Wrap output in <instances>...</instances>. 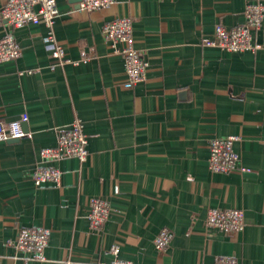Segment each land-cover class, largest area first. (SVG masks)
<instances>
[{"label":"crops","instance_id":"crops-1","mask_svg":"<svg viewBox=\"0 0 264 264\" xmlns=\"http://www.w3.org/2000/svg\"><path fill=\"white\" fill-rule=\"evenodd\" d=\"M54 33L68 62L51 58L46 26L13 30L22 49L0 63V119L21 120L30 138L0 141V264H264V23L256 50L227 52L204 45L217 25H242L248 4L264 0H113L85 13L79 0H56ZM0 0V11L4 4ZM133 21L147 79L127 84L125 59L104 35L115 18ZM4 28L0 24V38ZM80 119L89 156L47 162L41 151ZM236 136L246 172L213 174L210 143ZM56 166L62 185L37 186L33 172ZM94 198L113 214L91 229ZM242 209L246 228L210 230V209ZM51 230L44 262L25 261L8 245L20 228ZM168 228L169 248L155 240Z\"/></svg>","mask_w":264,"mask_h":264},{"label":"built area","instance_id":"built-area-1","mask_svg":"<svg viewBox=\"0 0 264 264\" xmlns=\"http://www.w3.org/2000/svg\"><path fill=\"white\" fill-rule=\"evenodd\" d=\"M0 11V24L4 34L0 38V63L17 61L22 56V49L14 36L13 30L30 24H42L48 29L47 42L51 58L60 64L68 62L64 48L59 44L54 33L56 20L60 11L56 0H4ZM113 0H79V10L85 13L99 12L109 9ZM246 20L242 25L226 28L217 25L212 38L205 39L204 45L217 47L227 52H244L259 48L254 43L253 32L259 30L264 23V4L261 2L248 4L245 10ZM104 35L117 54L125 59L127 84L134 86L147 79L148 62L135 47L133 21L131 18H115L104 25ZM28 121L24 115L21 120L6 124L0 119V141L30 138L31 133L24 131L23 124ZM240 139L236 136L215 138L210 143L209 169L213 174H231L246 172L240 154L235 150V143ZM89 156L88 136L84 125L76 119L71 128L62 130L58 136L57 145L41 151V157L47 162H57L67 158H76L81 163ZM33 181L37 186L53 183L62 185L63 172L56 166H40L33 172ZM113 214V209L107 200L94 198L88 211L91 229L97 232ZM208 236L210 230L238 234L246 228L245 212L242 209H210L205 221ZM51 230L44 227L20 228L16 240H10L8 245L18 253L25 255V261L44 262L45 252L49 246ZM173 233L164 228L155 240L159 253H164L170 246ZM120 248L113 245L110 249L115 257L108 264H137L118 258ZM217 264H240L236 257L220 258Z\"/></svg>","mask_w":264,"mask_h":264}]
</instances>
